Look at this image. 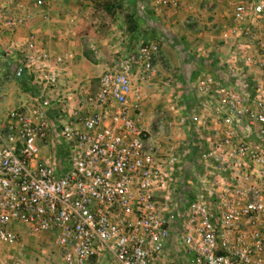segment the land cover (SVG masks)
Returning <instances> with one entry per match:
<instances>
[{
    "label": "built area",
    "instance_id": "1",
    "mask_svg": "<svg viewBox=\"0 0 264 264\" xmlns=\"http://www.w3.org/2000/svg\"><path fill=\"white\" fill-rule=\"evenodd\" d=\"M149 1L169 19L179 7V0ZM45 4L0 0L2 29L14 32ZM262 18L264 0H235L220 32L232 46L227 72L249 83L248 92L197 75L196 96L213 102L190 117L194 157L186 171L140 123L159 41L120 57L95 89L82 81L67 90L58 68L73 54L54 56L29 35L16 50V74L22 69L36 93L0 117L4 264H21L41 235L49 249L33 250L36 264L50 249L59 264L103 256L113 264H264V84L250 68L264 71ZM55 143L63 168L49 154Z\"/></svg>",
    "mask_w": 264,
    "mask_h": 264
},
{
    "label": "crops",
    "instance_id": "2",
    "mask_svg": "<svg viewBox=\"0 0 264 264\" xmlns=\"http://www.w3.org/2000/svg\"><path fill=\"white\" fill-rule=\"evenodd\" d=\"M234 1L179 0L175 16L169 19L157 12L149 0H117L120 9H105L111 4L107 0H46L42 14L33 16L14 34L6 33L0 27V44L19 47L32 35L39 47L54 56L72 53L73 59L58 68L60 86L70 90L82 81L95 89L100 74L120 57L133 52L142 42L159 41L155 76L144 88L140 123L164 154L171 150L180 157L186 171L194 157L190 117L199 113L206 101L196 96L197 75L210 73L241 91H249L244 81L228 74L225 62L232 46L220 38L221 30L229 24ZM124 15H128L129 24ZM1 16H5L4 12H0ZM258 26L264 37V18ZM19 55L14 50L8 62L11 74L15 75L19 68ZM250 68L264 84V71ZM4 71V68L0 71V77ZM14 78L16 89H22L21 93H10L11 86L0 78V117L36 93L29 76L18 77L16 74ZM209 101L213 102L211 99L206 102ZM159 110L164 111L163 116L156 114ZM49 240L47 235L31 239L26 259H32L33 250L48 248ZM54 253V258L59 261L58 254ZM6 259V252L0 251V264Z\"/></svg>",
    "mask_w": 264,
    "mask_h": 264
},
{
    "label": "rangeland",
    "instance_id": "3",
    "mask_svg": "<svg viewBox=\"0 0 264 264\" xmlns=\"http://www.w3.org/2000/svg\"><path fill=\"white\" fill-rule=\"evenodd\" d=\"M144 7V6H143ZM156 12V11H155ZM1 19H2V16L0 17V22H1ZM23 26V25H22ZM0 27H1V23H0ZM21 26H19L14 32H12V34H14ZM2 28V27H1ZM4 31V30H3ZM7 33V32H6ZM157 40V39H155ZM1 45L0 44V71L4 68L5 71L3 72V75L0 77L2 79V82H5L7 85H10V93L13 92V93H21L22 89L19 91L16 89V86H17V83H15V75L14 74H11L10 73V65H9V61L11 60V57L9 58H4V52L7 51V50H10L12 51V54L14 52V50L16 51L17 48L21 47H13L12 44H9V45ZM4 47V48H3ZM17 52V51H16ZM9 59V60H8ZM4 60V61H3ZM2 64V65H1ZM232 75V74H230ZM234 76V75H233ZM236 79H239L241 80L240 78H237V76H235ZM254 81L257 80V75L254 76ZM242 81V80H241ZM245 84H248L249 83H246L244 82V85ZM229 85V84H228ZM241 89H243V86L241 87ZM25 91V90H24ZM243 91V90H242ZM1 99V97H0ZM207 99H210L207 97ZM164 112V111H163ZM164 114H162L163 116ZM64 149H63V146L61 145H58L55 143V145L53 147H51L49 149V154L53 157V159L58 163L59 162V166L62 168L64 167ZM34 253V252H33ZM55 253L50 251V250H46V253L44 255V260L42 262V264H59V261L58 259L54 258L55 256ZM21 264H36L34 263L33 261V258L32 259H25L21 262ZM94 264H113V261L112 259L109 257V256H105L103 259L97 261V262H94Z\"/></svg>",
    "mask_w": 264,
    "mask_h": 264
},
{
    "label": "trees",
    "instance_id": "4",
    "mask_svg": "<svg viewBox=\"0 0 264 264\" xmlns=\"http://www.w3.org/2000/svg\"><path fill=\"white\" fill-rule=\"evenodd\" d=\"M112 9V8H117V9H120L121 8V6H120V4H118V5H116V2L115 3H112V4H107L106 5V7H105V9ZM124 18H125V20H126V22L129 24V17H128V15H124ZM131 28V26H128V29H130Z\"/></svg>",
    "mask_w": 264,
    "mask_h": 264
},
{
    "label": "water",
    "instance_id": "5",
    "mask_svg": "<svg viewBox=\"0 0 264 264\" xmlns=\"http://www.w3.org/2000/svg\"><path fill=\"white\" fill-rule=\"evenodd\" d=\"M22 75V69H19L17 72V76L20 77Z\"/></svg>",
    "mask_w": 264,
    "mask_h": 264
}]
</instances>
